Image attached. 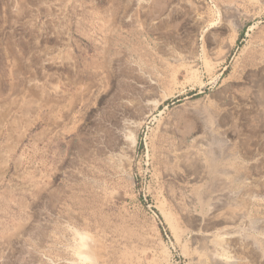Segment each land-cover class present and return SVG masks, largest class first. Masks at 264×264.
I'll return each instance as SVG.
<instances>
[{
    "label": "rangeland",
    "instance_id": "obj_1",
    "mask_svg": "<svg viewBox=\"0 0 264 264\" xmlns=\"http://www.w3.org/2000/svg\"><path fill=\"white\" fill-rule=\"evenodd\" d=\"M211 253L264 264V0H0V264Z\"/></svg>",
    "mask_w": 264,
    "mask_h": 264
},
{
    "label": "bare ground",
    "instance_id": "obj_2",
    "mask_svg": "<svg viewBox=\"0 0 264 264\" xmlns=\"http://www.w3.org/2000/svg\"><path fill=\"white\" fill-rule=\"evenodd\" d=\"M153 104V103H152ZM212 133V132H211ZM212 137V136H211ZM209 138H210V136H209ZM204 140V139H203ZM205 141V140H204ZM206 143V142H205ZM210 143V142H209ZM211 144V143H210ZM214 148V147H213ZM211 150H214V149H211L210 148V151ZM213 152V151H212ZM227 188V187H226ZM220 191V190H219ZM216 195H218V194H216ZM204 197H206L205 195H203ZM220 196V195H219ZM208 198V197H207ZM210 198V197H209ZM217 198V197H216ZM204 199V198H203ZM221 199V198H220ZM205 200V199H204ZM207 207H208V209H207V213H205L206 214V216H203V217H200V220H201V224L204 226V228L207 230V231H209V229L210 228H212L214 225H216V224H219V221L217 220L218 219V217L220 216L219 215V209H220V203H221V201L219 200V198L218 199H215V200H213V201H205V202H203ZM227 213V212H226ZM219 215V216H218ZM222 215V214H221ZM224 215V214H223ZM222 215V216H223ZM228 215V214H227ZM221 218V217H220ZM230 218L228 217V220H229ZM223 220V219H222ZM231 220V219H230ZM234 220V219H233ZM196 222V221H195ZM224 222V221H223ZM208 238H211V236H210V234L208 235ZM88 241V246H90V243H89V241H90V239L89 238H86ZM216 239H218V240H215V239H211V241H212V243H214L215 245H218V246H222V247H225V241L223 240V239H221L220 240V238H216ZM205 241V240H204ZM91 244H92V242H91ZM93 247V246H92ZM92 247H90L91 249H92ZM89 248V247H88ZM89 248V249H90ZM88 249V250H89ZM91 249H90V252H91ZM94 249V248H93ZM88 252V251H87ZM94 252V251H93ZM204 253V252H203ZM215 253V252H214ZM100 254V253H99ZM88 255V254H87ZM102 255V254H101ZM100 255V256H101ZM202 255V254H201ZM210 254H207V257H208V259H210V262H209V264H222V262H221V259H223V258H220V257H218V256H216V255H213L212 253H211V256H209ZM89 256V255H88ZM94 256H96V254L94 255ZM91 256H89V258H90ZM91 259H93V258H91ZM95 259V258H94ZM226 260V259H225ZM93 261V260H92ZM224 264H234L230 259H228V260H226L225 261V263Z\"/></svg>",
    "mask_w": 264,
    "mask_h": 264
}]
</instances>
